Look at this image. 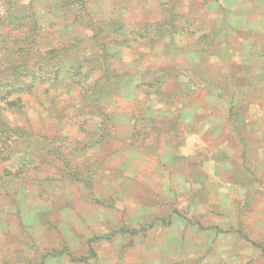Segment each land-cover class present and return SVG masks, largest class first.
<instances>
[{
	"label": "rangeland",
	"instance_id": "374dc122",
	"mask_svg": "<svg viewBox=\"0 0 264 264\" xmlns=\"http://www.w3.org/2000/svg\"><path fill=\"white\" fill-rule=\"evenodd\" d=\"M57 1L32 4L45 14ZM84 3L111 33L63 17L53 35L123 76L101 67L51 103L41 90L22 122L40 147L71 146L85 135L68 117L91 110L102 80L106 137L71 163L76 179L49 164L0 175V264H264V0ZM150 23L159 31L140 38ZM27 145L0 153V174Z\"/></svg>",
	"mask_w": 264,
	"mask_h": 264
},
{
	"label": "trees",
	"instance_id": "16d2710c",
	"mask_svg": "<svg viewBox=\"0 0 264 264\" xmlns=\"http://www.w3.org/2000/svg\"><path fill=\"white\" fill-rule=\"evenodd\" d=\"M32 1L18 4L12 0H0V153L5 154L3 150L11 148L12 144L17 142L26 141L28 144L16 164L0 175L28 178L31 177L33 170L42 164H49L56 171H65L67 175L76 179L77 172H74L73 168L81 166L78 162V154L85 148L101 145L106 137L104 133L107 129L108 107L97 96L103 89L104 83L101 80L100 87L91 91L93 104L90 111L85 110L87 102L84 101L76 111L77 114L68 117L69 121L77 123L79 130L85 135L82 139L71 136L69 138L71 146L68 144L66 147L56 144L47 146L45 143L39 146L37 140L31 136L33 133L30 134L22 122L25 119L26 100L32 96L38 100L35 94L41 90L46 93L49 103L71 95L76 89L79 92L86 91L87 79L101 67L104 68V74L114 75L113 81L118 76L122 77L123 73L117 74L115 70L109 69L108 65L101 64L97 58L96 62L87 59L86 56L81 57L77 42L79 39L67 37L60 40L53 35L50 27L63 17H70V21L75 26L92 31L91 35L94 39L105 31L111 33L110 29L107 30L103 26L104 21L97 23L93 20L84 0H58L54 5L59 9L58 13L52 7L48 8L45 14L38 12L33 7ZM154 24H145L138 33L139 37H143L142 32L147 33V29L157 34L158 23ZM151 25L155 28L148 27ZM115 27L111 41L120 43V36L123 37L125 28ZM149 35L152 33L150 32ZM103 42L106 44L104 40ZM165 73L168 75L167 71ZM145 74L147 76H143L140 81L147 86H154L160 81L155 79L154 72L147 71ZM103 77L105 76L100 79ZM88 115L93 118H89ZM66 137L65 134L63 138ZM40 148L42 153L36 150ZM262 250L264 251L263 248Z\"/></svg>",
	"mask_w": 264,
	"mask_h": 264
}]
</instances>
